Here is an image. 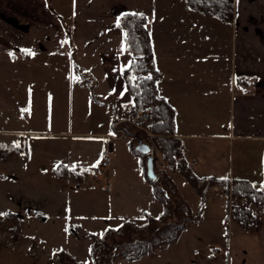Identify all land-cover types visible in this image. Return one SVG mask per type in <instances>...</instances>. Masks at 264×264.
Returning a JSON list of instances; mask_svg holds the SVG:
<instances>
[{
    "label": "crops",
    "instance_id": "1",
    "mask_svg": "<svg viewBox=\"0 0 264 264\" xmlns=\"http://www.w3.org/2000/svg\"><path fill=\"white\" fill-rule=\"evenodd\" d=\"M233 5L232 21L217 23L183 0H0V142L14 144L10 136L24 133L14 122L17 101L23 99L17 96V81L30 86L34 61L44 57L73 66L68 77L90 87V101L104 109L99 111L110 128L114 111L133 105L120 71L131 57L120 51L123 36L117 21L123 13H143L162 75L158 92L174 109L175 133L191 171L198 177L246 180L264 190V0H234ZM32 96L24 99L30 108ZM140 166L138 179L143 181ZM146 188L138 215H157L161 207ZM207 196L211 201L199 196L196 201L200 222L208 218L217 225L225 220L232 224L226 264H264V213L255 232H244L229 219L224 198L213 189ZM43 214L42 224L54 217Z\"/></svg>",
    "mask_w": 264,
    "mask_h": 264
},
{
    "label": "rangeland",
    "instance_id": "2",
    "mask_svg": "<svg viewBox=\"0 0 264 264\" xmlns=\"http://www.w3.org/2000/svg\"><path fill=\"white\" fill-rule=\"evenodd\" d=\"M214 21L219 23L216 18ZM37 60L30 67L34 73V80H28L30 86H25V80L17 81V96L23 99L17 101L14 122L16 130L24 133L10 136L14 144H27V157L15 154L8 163H0V211L25 217V221L0 220V264H91L89 232L100 234L122 219L138 224L144 221L138 208L145 204V190L150 184L138 179L143 156L128 148L137 144L131 131L132 135L124 138L109 139L112 162L97 169L95 163L109 144L103 133L111 130L103 122L101 107L90 101L92 90L68 77L74 70L72 65L70 68L53 56ZM31 93L34 104L30 108L24 99ZM120 113L122 109L113 114ZM155 137L151 143L155 173L158 176L165 170L195 212L198 196L189 185L180 183L184 179L178 172H171L163 163ZM59 162L71 166L66 178L53 175ZM204 198L211 201L207 194ZM154 203L161 207L160 202ZM42 212L54 217L42 224ZM200 221L187 224L177 242L159 247L154 255L131 262L118 258L114 264H226L232 224L225 220L217 225L208 218ZM64 249L72 253L73 260Z\"/></svg>",
    "mask_w": 264,
    "mask_h": 264
},
{
    "label": "trees",
    "instance_id": "3",
    "mask_svg": "<svg viewBox=\"0 0 264 264\" xmlns=\"http://www.w3.org/2000/svg\"><path fill=\"white\" fill-rule=\"evenodd\" d=\"M192 11L204 16L215 17L224 23L233 19L234 0H183ZM123 13L118 20L119 30L122 32L123 43L128 50L130 60H134L135 67L124 71L123 77L127 90L132 96L133 105L122 110L132 115L144 107L153 109V117L147 127L155 135V144L161 154L163 163L171 172H178L201 200L214 185H225L231 193L229 219L244 232H255L259 223V214L264 213V190H258L251 183L241 179H224L216 177H198L190 169L181 153L180 139L175 133V112L172 106L159 95L157 83L162 75L155 65L151 38L147 29L148 17L133 16ZM124 33H128L125 40ZM136 80L130 81L129 77ZM151 76L148 80L146 77ZM242 78H238L241 81ZM113 116H115L113 114ZM127 134H132L129 127ZM15 144L0 142V162H5L15 154L27 157L25 143ZM131 150L143 156V174L150 184L154 198L160 202L161 211L151 215L141 211L144 221L141 224L131 219H122L116 226H107L100 234L89 232V256L91 264H114L121 258L125 261L138 260L144 256L154 255L156 250L166 244L175 243L180 238L187 224L200 221L201 206L193 212L190 204L179 193L178 187L165 170H162L156 179L146 176V155L138 153L133 145ZM153 156V154H152ZM155 168V157L153 156ZM70 170L66 165L58 163L53 175L57 178H66ZM0 215L1 221L11 217L20 220L21 215L8 211ZM159 217V218H157ZM77 235L75 230H72ZM91 250V251H90Z\"/></svg>",
    "mask_w": 264,
    "mask_h": 264
},
{
    "label": "built area",
    "instance_id": "4",
    "mask_svg": "<svg viewBox=\"0 0 264 264\" xmlns=\"http://www.w3.org/2000/svg\"><path fill=\"white\" fill-rule=\"evenodd\" d=\"M153 117V109L151 107H144L138 110L136 113L132 115H128L126 113H120L116 115L110 125V133H107L105 136L109 139H121L125 136H129L127 134V128L133 132V135L137 137V141H141L149 146L152 151L153 145V137L156 136L152 131L147 127L150 119ZM143 133V135H140ZM132 135V134H130ZM152 140V141H151ZM182 155L184 151H181ZM112 162V156L110 153V148L106 147L102 150L100 154V158L96 161L95 167L97 169L107 168ZM217 195L226 200L227 212L229 215L230 206H231V193L229 189L225 185H214L212 188Z\"/></svg>",
    "mask_w": 264,
    "mask_h": 264
},
{
    "label": "water",
    "instance_id": "5",
    "mask_svg": "<svg viewBox=\"0 0 264 264\" xmlns=\"http://www.w3.org/2000/svg\"><path fill=\"white\" fill-rule=\"evenodd\" d=\"M134 149L138 153L146 155V176L149 179H156L157 174L154 171L153 156L151 155L149 146L141 141H138Z\"/></svg>",
    "mask_w": 264,
    "mask_h": 264
},
{
    "label": "snow or ice",
    "instance_id": "6",
    "mask_svg": "<svg viewBox=\"0 0 264 264\" xmlns=\"http://www.w3.org/2000/svg\"><path fill=\"white\" fill-rule=\"evenodd\" d=\"M130 15H133V16H143V14L142 13H131ZM120 26V23H119V20L117 21V27H119ZM124 37H125V40L127 39V37H128V33H124ZM128 50V47L126 46V44L125 43H122V46H121V49H120V51L121 52H124V51H127ZM30 54V53H29ZM133 67H135V62H134V60H130V61H128V63H127V65H125V66H122L121 68H120V71L123 73L124 71H127V70H129V69H131V68H133ZM137 79V77H135V76H130L129 77V80L130 81H134V80H136ZM146 79H148V80H151L152 79V77L151 76H148V77H146ZM127 90V88H125V91ZM16 147H19V145L17 144L16 145ZM73 167V170H75V166H72ZM0 215H6L5 213H0ZM157 218H159V217H157ZM91 251V250H90Z\"/></svg>",
    "mask_w": 264,
    "mask_h": 264
}]
</instances>
